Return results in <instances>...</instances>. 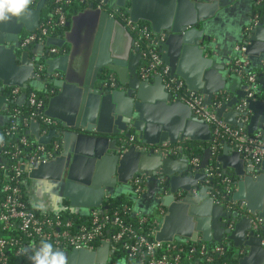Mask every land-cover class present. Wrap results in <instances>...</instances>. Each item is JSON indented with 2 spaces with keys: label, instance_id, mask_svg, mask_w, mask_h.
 I'll return each instance as SVG.
<instances>
[{
  "label": "water",
  "instance_id": "95a60500",
  "mask_svg": "<svg viewBox=\"0 0 264 264\" xmlns=\"http://www.w3.org/2000/svg\"><path fill=\"white\" fill-rule=\"evenodd\" d=\"M45 2L39 0L22 17L0 22V109L9 102L4 95L6 88H37L44 81L54 92L44 114L57 120L62 129L40 136L39 124H31L30 134L39 144L49 145L52 139H59L62 153L32 167L28 177L60 182L69 205L89 211L107 208L104 203L115 195L118 185L141 176L142 184L159 188L157 205L166 210L156 241L172 243L179 237L222 244L226 240V246L238 257L237 264H264L262 238L252 226L254 217L264 224V161L249 167L228 147L215 158L216 166L232 178L231 199L245 203L243 213L215 204L206 188H200L196 197L178 199L179 191L188 192L204 183L211 148L204 150L200 165L193 171L185 155L163 157L153 150H137L126 140L134 135L137 143L149 147L183 141L209 144L208 124L196 118L185 104L174 101L161 77L140 79L142 57L133 37L118 20L92 4L69 18L62 38H48L44 45L21 51L19 37L36 30ZM105 3L127 8L132 22H145L154 34L164 36L158 47L170 74L180 78L189 92L202 95L205 105L212 106L218 100V119L244 128L248 134L260 132L264 136V17L246 36V55L255 65L260 87L255 98L249 99L244 83L233 79L227 85L224 67L209 54L211 44L205 30L209 4L202 0ZM51 46L67 47V53L48 58ZM39 62L48 80L36 75ZM53 73L58 78L50 79ZM101 74L113 75L116 85L102 87ZM227 92L234 94L232 99L226 100ZM25 99L22 94L17 104L22 105ZM244 116H248V122L239 123ZM108 252L109 245L103 243L94 251L73 249L66 255L69 264H108Z\"/></svg>",
  "mask_w": 264,
  "mask_h": 264
},
{
  "label": "built area",
  "instance_id": "2783aa9c",
  "mask_svg": "<svg viewBox=\"0 0 264 264\" xmlns=\"http://www.w3.org/2000/svg\"><path fill=\"white\" fill-rule=\"evenodd\" d=\"M39 0H31L29 8H35ZM57 6L53 10V19L45 21L43 17L39 22L38 27L32 33H24L19 37L18 47L21 51L32 50L35 46L44 45L48 38H62V35L54 33L55 27H66L69 18L63 10L64 6L74 4L88 5L92 4L93 8L106 12L111 18L118 20L131 34L135 41V46L140 49L142 61L138 69V75L141 80L149 81L155 77H161L162 84L166 92L174 101H179L185 104L192 114L208 124L211 131V154L213 159L216 158L218 149L222 140H227L232 148L240 154L245 163L249 167L258 166L264 161V136L260 133L248 134L244 128L233 127L226 124L221 119H218L215 109L219 107L218 100L212 106H207L204 103L203 96L193 92H189L183 81L170 74L169 68L164 64L159 52L158 43L164 39L163 35L154 34L149 25L143 22L134 23L131 21L127 8H118L114 5L109 6L105 0H54ZM257 6H263L264 0H256ZM125 9V10H124ZM260 14H255L251 25L246 31H250L255 26L262 23ZM67 29V28H66ZM247 32V33H248ZM246 39L243 43L235 47L237 54L232 62L233 71L245 84L248 94L247 98H255L259 84L257 82V73L252 68L250 58L246 55ZM67 53V47L57 48L51 46L48 48L47 57L56 58ZM35 60L37 56H33ZM37 76H40L45 67L43 63L37 64ZM46 74V72H45ZM50 79L58 78L57 73H53ZM102 87L113 88L116 85V79L113 75H109L104 81ZM9 93L5 95L7 100L10 96L12 99H18L21 96L20 88H9ZM22 90V89H21ZM53 94L54 92L51 91ZM26 103L35 109L37 118H30L29 121L24 120L23 125L28 127L32 123L39 124L40 136H46L50 131L56 133L61 132V125L57 120L45 116V106L42 102H36V97L33 94L26 95ZM244 104H242L243 106ZM1 110V109H0ZM3 110V109H2ZM14 113L19 114L20 110H14ZM248 116L238 119L239 123L246 124ZM44 124L52 129L48 132L40 129V125ZM17 130L15 125H11L9 132ZM34 139V137H33ZM129 146H134L140 151L153 150L160 153L163 157L180 158L183 153L180 143L171 145L168 143L160 146H144L136 142L135 136L130 135L126 140ZM22 147H32L31 153H23L19 149ZM13 151L4 150V143H0V159L6 155L10 156L13 162L10 168V174L6 183L3 185L2 192L4 196L0 199V231H6L11 228L18 227L22 235L32 239L33 243L39 245L43 241H48L59 250L71 251L73 249H87L94 251L103 243L109 245L108 264H118L112 261L114 251L111 244H120L123 250L127 253V257L135 261L139 257L138 264H212L214 260L225 253L224 244H208L199 242V246L189 247L184 251L178 245H171L167 249H161L163 243L150 239L149 232H146L144 226L148 222V218L138 215L137 224L135 227L126 226L118 213H110L107 208L91 209L87 211V218L76 225L72 219L62 217L60 214L37 215L31 210L28 204L23 200L21 191V180L40 162L48 161L56 157L62 152V144L59 139H52L49 145L39 144L35 139L29 142L25 137L19 140V143L14 145ZM189 166L194 171L199 165L201 159L198 157L188 158ZM0 169H5L0 165ZM206 179L199 188H193L188 192L179 191L176 194L178 199L186 195L196 197L200 188L207 189V195L213 202L224 207L228 211L245 210L244 202L233 201L232 194L234 187L232 186V178L224 174L218 167L208 165L204 171ZM142 177L137 176L133 179V192L139 196L143 192ZM218 182L223 187V191L215 188L213 182ZM129 211V209H127ZM158 222L159 217L163 218L166 210L161 205L157 208ZM253 229L262 238L261 245L264 247V224L261 220L254 217L252 219ZM156 230L153 231L155 237ZM36 241V242H35ZM32 243V244H33ZM13 250L14 255H25L27 249L22 245L17 238H0V264H7V251ZM199 261L197 262L196 261Z\"/></svg>",
  "mask_w": 264,
  "mask_h": 264
},
{
  "label": "trees",
  "instance_id": "16d2710c",
  "mask_svg": "<svg viewBox=\"0 0 264 264\" xmlns=\"http://www.w3.org/2000/svg\"><path fill=\"white\" fill-rule=\"evenodd\" d=\"M54 0H46L45 7L42 10V17L45 21H48L50 19H53V10L57 6L54 2ZM113 4H109V6H112ZM262 6H258V9L260 10ZM85 8V5H79L74 4L70 6H64L63 10L67 13L68 18L72 15L82 11ZM125 10V9H124ZM144 24L148 25L147 23L143 22ZM66 27H55L54 33L56 35H62L66 31ZM41 80H48L45 71L40 73ZM108 76L101 74L99 75V82L102 84L104 81H106ZM10 91L9 88H6L4 90V94H8ZM22 94L29 95L33 94L36 97V102H42L45 106L48 102L49 98L53 95L51 93V87L46 82H41L37 84V88L29 87L26 90H21ZM21 94V95H22ZM9 102L4 107L3 110H0V114H2L5 117L4 124L1 125L0 128V143H4V150L13 151L14 145L19 143V140L22 137H25L29 142H33L34 139L29 133L28 127H25L23 125L24 120L29 121L30 118H37V113L34 108H32L30 105L26 103V101L22 105L17 104V100L19 99H12L10 96L8 97ZM14 110H20L19 114L14 113ZM11 125H15L17 127V130L14 132H9V128ZM40 129L43 131L48 132L52 128L49 126H46L44 124L40 125ZM62 130V129H61ZM182 145V151L185 154L187 158L192 157H198L201 159L202 154L204 150L209 146V144H202V143H194L190 141H183L180 143ZM222 144L220 145L218 149V153L220 152ZM19 149L23 151V153H31L33 148L32 147H22L19 146ZM218 153L216 155H218ZM13 162L10 160V156L6 155L0 159V165H3L5 169H0V199L4 196L2 192L3 185L6 183V179L10 174V168L12 166ZM211 165L214 167L216 166L215 159L212 161ZM28 182L27 176H23L21 180V191L23 194V200L28 204L27 198H26V191L25 187ZM213 184H215V188L219 191H223V187L218 184V182L214 181ZM233 186V185H232ZM132 193V192H131ZM104 205L107 207V210L110 213H118V215L121 217V219L124 221L126 226H132L135 227L137 224L138 216L134 213L132 206H131V200L128 198H123L121 196H113L112 198L108 199ZM31 210H33L37 215H45L44 213H41L40 211L32 208L30 205H28ZM65 209L60 211L57 214H60L62 217H67L73 220V222L78 225L79 223L83 222L87 218V212H81V213H74L71 212L67 207L68 204L65 202L64 204ZM129 209V211L127 210ZM49 216H52L53 214H46ZM143 217L148 218L147 224L144 226V229L146 232L152 233L150 234V239L154 240L153 231L157 229L158 225V219L154 216H144ZM0 238H17L19 242L24 245L25 247H28L33 243L32 239L26 238L22 233L20 232L18 227L8 229L6 231H0ZM36 242V241H35ZM199 242H192V241H185V240H179L176 239L174 242H172L171 245H178L179 247L183 248L184 251L187 250L189 247L199 246ZM170 244L163 243L161 245V249H167L169 248ZM225 246V253L222 256L217 257L212 264H237L238 257L235 255L234 250L230 247ZM111 248L114 251V255L112 258V261L117 262L118 264H121V261L124 260V264H138L139 257L135 258V261L132 262L130 258L127 257V253L123 250L120 244H111ZM69 252V251H66ZM27 253V252H26ZM24 256L25 255H14L13 250L7 251V257H8V263L7 264H23L24 262ZM197 261V259H196ZM199 262V261H197Z\"/></svg>",
  "mask_w": 264,
  "mask_h": 264
},
{
  "label": "crops",
  "instance_id": "0c3cea01",
  "mask_svg": "<svg viewBox=\"0 0 264 264\" xmlns=\"http://www.w3.org/2000/svg\"><path fill=\"white\" fill-rule=\"evenodd\" d=\"M202 1L207 5L209 4L208 7H211L209 10H207V13L210 15V17L206 21V28H205L206 34L210 38V44H211V51L209 52V54L214 59L215 63L224 67L223 75H225L226 77L227 85H230L233 79H237L238 83L240 85L241 84L243 85V81L241 80L240 82V78L237 77V75L233 71L232 62L235 56L237 55L234 49L237 45L245 41L247 36L246 30L251 25L253 16L255 14H260L261 16L260 18L262 20V18L264 17V7L262 6L261 9L259 10L255 2L256 0H202ZM32 9L34 8H29L28 10H32ZM41 17H42V13H41ZM250 61L252 63L253 70H255V65L252 62L251 58ZM233 96L234 94L227 92L226 100L232 99ZM4 107L2 109H4ZM4 122H5V117L2 114H0V128L1 125L4 124ZM221 144L222 146L220 148V152L218 153V155H220L223 152L224 147L233 149L231 144L227 140H222ZM60 154H58L56 157H58ZM56 157H54L53 159H55ZM212 159H213L212 155H211V159L210 157L207 158V164L209 163L208 165H210L215 158L213 160ZM51 160L44 162H49ZM218 168L221 170V167ZM228 173L230 174L231 170H229ZM161 183L163 185V182ZM132 185H133V180L130 181L129 184L127 185H121V184L118 185L115 190L114 196H118V197L121 196L127 199L129 198L131 200V206L135 214L144 215V216H154L158 218L157 200H159V194H158L159 188L158 187L155 188L153 185L151 187H148L145 185V183H143L144 190L142 194L136 196L133 192ZM201 185H203V183ZM62 189H63L62 184L60 182H53L43 179H30L28 177V182L25 187V191H26L25 195L27 198L28 205H30L32 208L44 214H48V213L56 214L62 211L63 209H65L64 204L65 202H67L68 204L67 208L71 212L74 213L84 212V209L82 208H75L69 205V201L62 196V191H63ZM162 219H163L162 217L161 218L159 217L156 233L160 229ZM175 238L179 240L189 241L184 238H179V237H175ZM227 242L228 241L225 240L224 243L222 244L226 245ZM208 244L212 245L218 243L212 242ZM27 249L28 251L24 256L23 264H32V262L29 259V257L32 254L30 245L27 247ZM64 252L66 254V251Z\"/></svg>",
  "mask_w": 264,
  "mask_h": 264
},
{
  "label": "clouds",
  "instance_id": "9594fccd",
  "mask_svg": "<svg viewBox=\"0 0 264 264\" xmlns=\"http://www.w3.org/2000/svg\"><path fill=\"white\" fill-rule=\"evenodd\" d=\"M31 0H0V22H9L13 18L22 17L29 9ZM32 264H69L67 255L58 250L51 242L41 241L39 246L30 245ZM25 252L28 249L24 250Z\"/></svg>",
  "mask_w": 264,
  "mask_h": 264
},
{
  "label": "rangeland",
  "instance_id": "374dc122",
  "mask_svg": "<svg viewBox=\"0 0 264 264\" xmlns=\"http://www.w3.org/2000/svg\"><path fill=\"white\" fill-rule=\"evenodd\" d=\"M124 263H125V261H124V260H122V261H121V264H124Z\"/></svg>",
  "mask_w": 264,
  "mask_h": 264
},
{
  "label": "flooded vegetation",
  "instance_id": "af4514ba",
  "mask_svg": "<svg viewBox=\"0 0 264 264\" xmlns=\"http://www.w3.org/2000/svg\"><path fill=\"white\" fill-rule=\"evenodd\" d=\"M84 211H86V210H84Z\"/></svg>",
  "mask_w": 264,
  "mask_h": 264
}]
</instances>
